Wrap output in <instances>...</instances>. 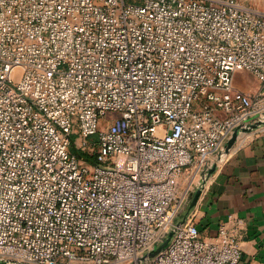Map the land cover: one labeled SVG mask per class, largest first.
Masks as SVG:
<instances>
[{
  "label": "built area",
  "instance_id": "2783aa9c",
  "mask_svg": "<svg viewBox=\"0 0 264 264\" xmlns=\"http://www.w3.org/2000/svg\"><path fill=\"white\" fill-rule=\"evenodd\" d=\"M255 3L0 0V264H242L225 227L175 217L184 173L203 190L264 125V90L233 89L264 85Z\"/></svg>",
  "mask_w": 264,
  "mask_h": 264
},
{
  "label": "crops",
  "instance_id": "0c3cea01",
  "mask_svg": "<svg viewBox=\"0 0 264 264\" xmlns=\"http://www.w3.org/2000/svg\"><path fill=\"white\" fill-rule=\"evenodd\" d=\"M258 82L260 87L254 93L247 87L236 90L255 95L264 90ZM93 161L91 165L97 163ZM213 170L197 205L186 208V214H191L205 241L225 227L240 244L242 264H264V125L242 132L223 163ZM202 177V171L193 170L182 177L181 186L190 203L200 190Z\"/></svg>",
  "mask_w": 264,
  "mask_h": 264
},
{
  "label": "rangeland",
  "instance_id": "374dc122",
  "mask_svg": "<svg viewBox=\"0 0 264 264\" xmlns=\"http://www.w3.org/2000/svg\"><path fill=\"white\" fill-rule=\"evenodd\" d=\"M137 1H139V0H137ZM255 2H256L255 7L258 10L264 12V0H255ZM245 87H247L251 91L249 93H254L259 89L260 84H259L258 80L256 79V77L253 76L252 74L245 72V71L236 72L234 75V80H233V89L236 90V89H242ZM73 143H74V146H73L74 150L73 151L78 154L79 151H78L76 145L80 143L79 139L74 138ZM84 153H87V151L86 152L84 151ZM181 184H182V181H181ZM184 193H185V190L180 185L178 198H181L184 195ZM186 208H189V207L185 206L184 209L181 208L180 213H178L175 217V221L179 222L183 218V216L187 212Z\"/></svg>",
  "mask_w": 264,
  "mask_h": 264
},
{
  "label": "water",
  "instance_id": "95a60500",
  "mask_svg": "<svg viewBox=\"0 0 264 264\" xmlns=\"http://www.w3.org/2000/svg\"><path fill=\"white\" fill-rule=\"evenodd\" d=\"M255 127H256V126H255ZM237 138H238V132H235V133L233 134L232 138H231V139L228 141V143H227V151H229V150L233 147V145L235 144ZM212 170H213V169H212ZM213 171H214V170H213ZM201 194H202V190H198V191L195 193V195L193 196V199H192V201H191V203H190V205H189V209H190V210L193 209V208L197 205L198 200H199ZM172 235H173L172 233L169 234L168 238H167V239H166L161 245H159V246L156 248V250H155L153 253H151L150 256H154V255L158 254L160 251H162V250L168 245V243H169V241H170Z\"/></svg>",
  "mask_w": 264,
  "mask_h": 264
},
{
  "label": "trees",
  "instance_id": "16d2710c",
  "mask_svg": "<svg viewBox=\"0 0 264 264\" xmlns=\"http://www.w3.org/2000/svg\"><path fill=\"white\" fill-rule=\"evenodd\" d=\"M78 156L80 157V158H82L83 160H86L87 162H91V163H93L94 161H93V158H91L88 154H86V153H84V152H81V151H79V153H78Z\"/></svg>",
  "mask_w": 264,
  "mask_h": 264
}]
</instances>
